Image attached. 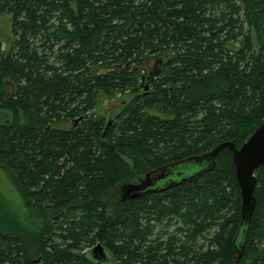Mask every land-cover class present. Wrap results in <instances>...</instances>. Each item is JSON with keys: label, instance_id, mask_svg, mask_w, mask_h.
<instances>
[{"label": "trees", "instance_id": "obj_1", "mask_svg": "<svg viewBox=\"0 0 264 264\" xmlns=\"http://www.w3.org/2000/svg\"><path fill=\"white\" fill-rule=\"evenodd\" d=\"M5 14L14 40L0 51L9 114L0 166L35 210L36 229L0 227V264H264V165L242 233L226 147L162 190L108 196L153 169L189 173L195 163L181 161L224 141L239 147L261 124L264 0H0ZM58 42L59 66L38 50ZM91 65L107 69L94 74ZM101 95L121 96L110 124L95 117ZM151 219L181 222L182 238L146 242ZM81 239L100 243L107 259L76 252Z\"/></svg>", "mask_w": 264, "mask_h": 264}, {"label": "rangeland", "instance_id": "obj_2", "mask_svg": "<svg viewBox=\"0 0 264 264\" xmlns=\"http://www.w3.org/2000/svg\"><path fill=\"white\" fill-rule=\"evenodd\" d=\"M38 38L39 36H36L35 38H30V40L33 42V46L35 47L40 43V40ZM13 40H14V35L11 32V17L10 15H7V14L1 15L0 16V51L1 52L6 51L7 48L10 47ZM239 41H240V37H238L237 39L233 38L231 42L229 41L228 44L230 45V49H233V48L235 49L239 45L238 43ZM50 42L52 41H48L47 44H49ZM60 44L62 43L61 42L55 43L53 45L52 50H49L48 48H44V50H42L43 47H40L38 50L40 53L41 52L47 53V56H49V62H55V64L59 66V61H57L56 56H57L58 48ZM105 69H107V66L91 65V70L94 74L104 71ZM7 85L8 86H6V88L8 92L12 93L10 91L11 84L8 83ZM13 90L14 89L12 88V91ZM120 98H121L120 95L115 96L110 99L104 98L103 95L99 96L98 97L99 100L96 102L95 108H94L96 112L95 117H98V115L102 116L103 114L104 116H106V119L108 122L109 112L107 111L110 110L111 112L114 108H116L119 105L118 103L121 101ZM8 118H9V114L7 113V111L4 110L3 107L0 106V122H4ZM77 119L80 120L81 117ZM67 126L68 124H65L61 127L65 128ZM159 170H160L159 168L153 169L145 173V176L146 174L152 175L153 171L157 172ZM12 180L13 178H12L10 169H8L7 167L0 166V227L2 229L4 228L11 229L13 226H16L21 231L24 230V231H27L29 234H32L34 230L36 229L35 227L36 212L34 210V212L32 213L29 211L28 208H26L23 202L22 195ZM141 181H139L138 183H128L125 186H122L116 189V191L112 190V193L110 192L108 196L111 195L110 198L118 196L121 200V197L125 198L127 196L126 193L128 192L130 185L139 184L141 183ZM126 198H129V197H126ZM126 200L127 199H124L123 201H126ZM43 203L45 204L46 201H44ZM150 224L152 225V230H151L150 235H148L146 242L147 241L153 242L156 237H159V240L161 242H164L166 238L170 235H175L177 238H182L183 236V232L180 233L176 231L177 230L176 228L179 225L181 226V222L179 223L177 220L175 221L172 220V222L167 226L165 219H163L162 222H158L154 219H151ZM53 240H57V236H55ZM197 241L198 242L196 244V247L195 246L193 247L194 251H196L198 245L204 243L203 242L204 240L201 238ZM88 244L89 243L87 241H84L83 239H81L80 240L81 248L76 250V252L82 253L84 251H88L94 246V245L90 246Z\"/></svg>", "mask_w": 264, "mask_h": 264}, {"label": "water", "instance_id": "obj_3", "mask_svg": "<svg viewBox=\"0 0 264 264\" xmlns=\"http://www.w3.org/2000/svg\"><path fill=\"white\" fill-rule=\"evenodd\" d=\"M157 72V71H155ZM154 72V73H155ZM151 74V76L154 75ZM148 85H145V89ZM262 108L264 112V99L262 102ZM110 124V121H108ZM228 148L232 152V161L235 166V175L240 193V216H241V225L240 230L244 233L246 230V226L249 225L252 217V212L255 207V198H254V188L256 184L255 170L264 165V120L261 122L259 126H257L252 134L248 137V139L242 143L239 147H237L233 141H224L213 148L210 152L203 156H194L188 158L186 161H181L180 164L183 163H195L192 164L190 168V172L184 174L183 170H174L171 171L170 165L169 169L159 170L158 172L153 171L152 175L146 174L145 178L139 184H132L129 186V190L126 193V197L129 199L135 198L141 194L146 193L149 190H162L167 185L171 183H175L176 181L180 182L185 180L186 177H193L196 174L200 173L205 167H203V163L210 164L212 162V158L217 155L220 149ZM174 168H177L179 165L176 163ZM171 174V175H169ZM167 176V177H166ZM189 176V177H188ZM160 179H164L157 184L154 188L152 185L155 184ZM165 179H167L165 181ZM167 183V185H165ZM152 186V187H150ZM121 197V200L128 198ZM241 247H238L240 250ZM108 253L105 251L104 247L100 243H96L90 249V255L92 259L95 261H103L107 259ZM240 257V256H239ZM40 259L36 258L32 260V264L39 263Z\"/></svg>", "mask_w": 264, "mask_h": 264}, {"label": "flooded vegetation", "instance_id": "obj_4", "mask_svg": "<svg viewBox=\"0 0 264 264\" xmlns=\"http://www.w3.org/2000/svg\"><path fill=\"white\" fill-rule=\"evenodd\" d=\"M116 108H114L111 112L110 111H107V112H109L110 113V115L112 114V115H114L115 114V110ZM109 113H108V115H109ZM103 115V114H102ZM105 115H107V114H105ZM37 264H39V263H37Z\"/></svg>", "mask_w": 264, "mask_h": 264}]
</instances>
